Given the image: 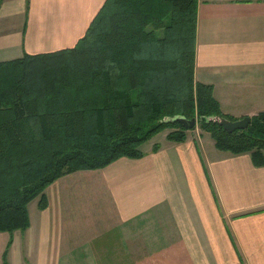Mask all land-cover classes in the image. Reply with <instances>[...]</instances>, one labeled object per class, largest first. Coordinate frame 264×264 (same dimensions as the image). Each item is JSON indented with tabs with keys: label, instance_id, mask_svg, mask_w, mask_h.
Wrapping results in <instances>:
<instances>
[{
	"label": "crops",
	"instance_id": "1",
	"mask_svg": "<svg viewBox=\"0 0 264 264\" xmlns=\"http://www.w3.org/2000/svg\"><path fill=\"white\" fill-rule=\"evenodd\" d=\"M103 1L0 0V59L74 45ZM194 79L223 112L264 109V0H197ZM168 131L47 184L28 226L0 231V264H264V164Z\"/></svg>",
	"mask_w": 264,
	"mask_h": 264
},
{
	"label": "trees",
	"instance_id": "2",
	"mask_svg": "<svg viewBox=\"0 0 264 264\" xmlns=\"http://www.w3.org/2000/svg\"><path fill=\"white\" fill-rule=\"evenodd\" d=\"M196 3L104 0L74 45L0 59V231L26 228L28 203L43 208L57 177L139 157L165 128L183 140L176 114L196 115L216 148L264 164V109L231 131L210 118L236 119L194 79Z\"/></svg>",
	"mask_w": 264,
	"mask_h": 264
},
{
	"label": "water",
	"instance_id": "3",
	"mask_svg": "<svg viewBox=\"0 0 264 264\" xmlns=\"http://www.w3.org/2000/svg\"><path fill=\"white\" fill-rule=\"evenodd\" d=\"M210 118L220 123L227 131H231L235 128H244L250 121V115H244L237 119H228L220 115H215ZM168 120L178 121L185 127H191L195 123V117L187 118L181 114L173 115L169 117Z\"/></svg>",
	"mask_w": 264,
	"mask_h": 264
},
{
	"label": "rangeland",
	"instance_id": "4",
	"mask_svg": "<svg viewBox=\"0 0 264 264\" xmlns=\"http://www.w3.org/2000/svg\"><path fill=\"white\" fill-rule=\"evenodd\" d=\"M10 54H14V53H10ZM13 56H16V55H13ZM233 116H235V115H233ZM242 116H244V115H242ZM242 116H235V117L237 119V118H240ZM194 117L196 118V115ZM189 129H195L194 132H199V133L206 135V137H210L209 133L200 127V124H199L197 118L195 120V123L193 124V127L192 128L189 127ZM209 139H211V137ZM36 200H37V198H34L32 201L34 202Z\"/></svg>",
	"mask_w": 264,
	"mask_h": 264
}]
</instances>
